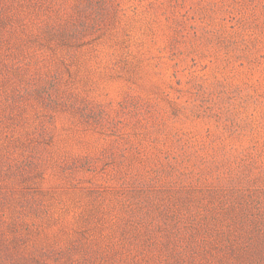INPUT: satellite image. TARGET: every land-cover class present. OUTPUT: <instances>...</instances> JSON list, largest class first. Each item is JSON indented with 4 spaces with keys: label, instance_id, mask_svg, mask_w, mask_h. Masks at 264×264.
Listing matches in <instances>:
<instances>
[{
    "label": "rangeland",
    "instance_id": "374dc122",
    "mask_svg": "<svg viewBox=\"0 0 264 264\" xmlns=\"http://www.w3.org/2000/svg\"><path fill=\"white\" fill-rule=\"evenodd\" d=\"M0 264H264V0H0Z\"/></svg>",
    "mask_w": 264,
    "mask_h": 264
}]
</instances>
